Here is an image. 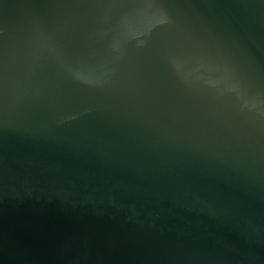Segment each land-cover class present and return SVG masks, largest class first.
<instances>
[{
    "label": "water",
    "instance_id": "water-1",
    "mask_svg": "<svg viewBox=\"0 0 264 264\" xmlns=\"http://www.w3.org/2000/svg\"><path fill=\"white\" fill-rule=\"evenodd\" d=\"M0 264H264V0H0Z\"/></svg>",
    "mask_w": 264,
    "mask_h": 264
}]
</instances>
